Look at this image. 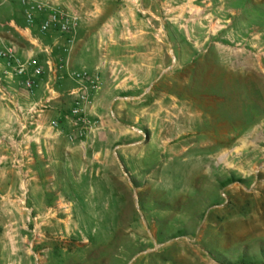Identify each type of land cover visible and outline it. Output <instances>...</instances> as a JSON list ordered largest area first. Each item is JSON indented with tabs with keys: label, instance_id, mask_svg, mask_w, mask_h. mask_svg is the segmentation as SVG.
Masks as SVG:
<instances>
[{
	"label": "rangeland",
	"instance_id": "obj_1",
	"mask_svg": "<svg viewBox=\"0 0 264 264\" xmlns=\"http://www.w3.org/2000/svg\"><path fill=\"white\" fill-rule=\"evenodd\" d=\"M29 1L0 44L69 77L0 58V264H264V0Z\"/></svg>",
	"mask_w": 264,
	"mask_h": 264
},
{
	"label": "built area",
	"instance_id": "obj_2",
	"mask_svg": "<svg viewBox=\"0 0 264 264\" xmlns=\"http://www.w3.org/2000/svg\"><path fill=\"white\" fill-rule=\"evenodd\" d=\"M24 4H27L28 9L26 11V18L27 22L31 25L34 20H35V15H34V10L35 6L30 5L29 0H23ZM40 9H42V5L39 6ZM60 26L62 30H69L71 26V20L68 16L64 15H58V14H52L49 18L44 20L42 22V30L47 31L49 30L52 26ZM0 58H3L7 60L8 65H11L13 67V70L21 75L24 74L25 72H28L29 70L32 71L33 74L35 75H41L43 72V66L38 62L36 58H27V59H22L16 50L14 46L11 44H6V43H1L0 44ZM9 72V70L7 71ZM78 78L82 79H91V76L87 71L83 72V74H76ZM22 84L28 88L31 89L34 85V81L31 79L24 80ZM77 112V110H75ZM55 125H57L56 122H54Z\"/></svg>",
	"mask_w": 264,
	"mask_h": 264
},
{
	"label": "crops",
	"instance_id": "obj_3",
	"mask_svg": "<svg viewBox=\"0 0 264 264\" xmlns=\"http://www.w3.org/2000/svg\"><path fill=\"white\" fill-rule=\"evenodd\" d=\"M35 30H37L36 29V26H34L33 27V29H32V31H31V33L30 32H25V30H22V29H17L16 28V30H15V32H16V36H18V38L19 39H23V40H25L27 43L29 42V43H32V42H30V40H31V35L32 34H35L34 33V31ZM8 42H11L14 46H15V48H16V50L19 52V53H21L23 56H28V55H30V50H29V48L27 49V50H23L24 48L20 45V43L19 42H17V41H15L14 39H10V38H8V39H6ZM43 63V62H42ZM3 63H0V70L3 68ZM45 65V64H44ZM100 70L102 71V72H105V68H100ZM28 77H32V78H34V81H35V83H36V86L35 87H38V89L36 88H34L36 91H35V93L37 92V93H39V92H41V90L43 89V87H44V85H45V83H47V79L49 78V79H53L52 77H54V79L55 80H57V79H66V78H68L69 77V75H68V73H67V71L66 70H64L63 72H61L59 75L58 74H56L55 72H53V75H48V77L46 76V73L45 74H43V75H35V74H33L32 73V71L31 70H29L28 72H27V74L25 75V76H22V77H20V76H18V77H16V79L14 80V81H12V83H11V87H12V90H13V92H14V96H16L17 97V107H21V108H23V107H25V106H27V104H28V101L29 100H31L32 98H33V95H35V93L33 94V93H31L30 92V89H28V88H26L24 85H21L20 83H21V81L23 82V80L24 79H26V78H28ZM32 104V103H31ZM1 108V107H0ZM18 109V108H17ZM0 110H2V109H0ZM3 111V110H2Z\"/></svg>",
	"mask_w": 264,
	"mask_h": 264
}]
</instances>
